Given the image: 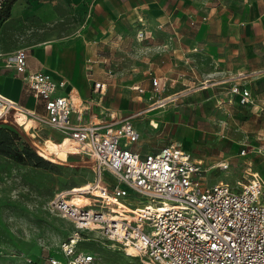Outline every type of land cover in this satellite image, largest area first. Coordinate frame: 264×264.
<instances>
[{"label":"rangeland","instance_id":"1","mask_svg":"<svg viewBox=\"0 0 264 264\" xmlns=\"http://www.w3.org/2000/svg\"><path fill=\"white\" fill-rule=\"evenodd\" d=\"M39 1H13L0 11L1 58L20 49L32 54L46 43L74 45L90 34L98 65L92 78L107 83V90L83 91L85 105L93 99L120 116L135 114L142 150L181 145L192 159L203 161L206 183L236 187L250 167L264 179V0H182L180 12L168 15L165 24L148 15L102 37L91 26L83 28L86 12L78 1ZM190 39L196 44L189 46ZM27 120L25 113L4 114L0 106V127L19 134L49 163L46 169L37 168V161L30 164L19 139L8 155L0 152V264L67 260L62 248L78 230L50 201L96 179L91 159L59 132H29ZM222 163L229 169L222 170ZM85 199L83 205H89ZM92 230L78 231L92 241L77 242V251L95 254L104 264H141L100 228Z\"/></svg>","mask_w":264,"mask_h":264},{"label":"built area","instance_id":"2","mask_svg":"<svg viewBox=\"0 0 264 264\" xmlns=\"http://www.w3.org/2000/svg\"><path fill=\"white\" fill-rule=\"evenodd\" d=\"M13 1L0 0V11ZM95 1L87 2L89 9ZM27 59V51L20 49L3 61L42 102L39 129L69 135L81 156L97 160L96 179L82 191L90 204L74 205L69 202L71 191L62 190L50 201L60 217L78 231L100 228L141 264H264V179L259 172L247 168L236 187L226 181L206 183L203 161L192 159L179 144L144 155L133 151L140 140L135 114L120 116L119 122L108 112L94 118L85 105L76 104L73 90L60 92L66 80L30 70ZM104 87L94 82L95 91ZM2 102L10 104L8 112L15 111L14 101ZM220 167L228 170L229 163ZM158 200L171 201L173 207L161 210ZM115 202L123 203V214L114 210L119 208ZM76 244L72 234L62 248L67 260L50 257L48 264H104L95 254L77 251Z\"/></svg>","mask_w":264,"mask_h":264},{"label":"crops","instance_id":"3","mask_svg":"<svg viewBox=\"0 0 264 264\" xmlns=\"http://www.w3.org/2000/svg\"><path fill=\"white\" fill-rule=\"evenodd\" d=\"M24 1L31 4L40 3L39 0ZM72 1H78L81 6L85 7L86 16L83 28H89V26H91L99 32V37L109 33L113 36L114 31L118 28L134 27L136 26L135 22L137 18L147 17V19H150L148 15L159 17L163 24H165L168 15L180 12L182 4V0H96L92 8L89 9V5L87 4L89 0ZM89 13L90 17H88ZM175 24L177 25V21ZM92 38L90 34H87V39H80L75 42L74 45H67L66 47H61L59 44L54 43L50 45L47 43L43 44L37 47L32 54L28 53V67L35 72L48 73L52 75L56 81L66 80V88L60 92L66 94L68 91L73 90L74 93L76 92L81 97L83 91H88L89 88L92 91V89H94V82H96L93 78L96 75L98 65L97 60H95L97 55ZM187 44L193 46L196 44V41L190 39ZM4 58L5 57H0V98L14 101L16 105L27 109H34V111L43 114L45 111L42 102L38 100L31 91L24 87L20 77L13 69L6 68L5 62L3 61ZM246 76V74L241 75L234 79L233 82L244 80ZM73 87L78 88L73 89ZM106 90L107 83L102 93H105ZM91 100L94 101L93 99L87 100V104H89ZM95 102L102 104V102H98L97 100H95ZM106 108L114 110L109 107ZM147 109L148 108H146V110ZM94 110L96 114L105 112L97 106L94 107ZM116 112L114 113L120 117L119 112ZM62 137L64 138V136ZM138 143L139 142L134 144L131 148L133 151H138L143 155L155 153L161 149L155 150L149 148L148 150H142L138 146Z\"/></svg>","mask_w":264,"mask_h":264},{"label":"bare ground","instance_id":"4","mask_svg":"<svg viewBox=\"0 0 264 264\" xmlns=\"http://www.w3.org/2000/svg\"><path fill=\"white\" fill-rule=\"evenodd\" d=\"M74 95H75L77 105H79L80 103H82V105H85V104H83L81 97L77 96L76 92ZM2 101H8V100L0 98V103H1L0 106H1L2 113L7 114L8 113L7 110H8V107L10 106V104H7L6 102H2ZM95 106L100 107L101 109L104 110V106L102 104L97 103V102L92 101V100L89 102V104H86L83 109L90 111L91 115L95 118L96 117V112L94 110ZM158 106H161V105H158ZM14 107L16 108L15 110H19V111L25 113V115L28 117L27 127H28L29 132H31V131L34 132L35 129L41 128L38 125V122H39L37 119V117L39 116L38 112L34 111V109H27L25 107H22V106H19L16 104ZM108 113H113V115H114L113 117L119 119L118 122L121 121L120 120L121 118L118 117L116 115V113H114V112H108ZM139 115H140V113H139ZM126 119L127 118H125L123 120H126ZM60 134L62 136H64L65 140H67L72 147L76 148L74 141L71 139V137L69 135H67L65 133H60ZM91 162H92L94 171H97V160L92 158ZM88 185H89V183H86V184H83L82 186H77L74 189L70 190L72 194L70 195L71 198L69 197L70 198L69 202L74 204V205H83V203L87 202V200L85 199L86 195L82 194V191L86 190V188H83V187H87ZM94 193H97V191H95ZM116 204L119 205V208H114V210L123 214L124 209H125V206L123 205V203L117 202ZM156 207L160 208L161 210L166 211V210L171 209V207H173V205L171 204V201L158 200ZM128 211H130V210L128 209ZM95 229H99V228L96 227ZM76 232H74L73 235L75 237H77V242L88 243V242L92 241V238L90 236H83V235H89L88 233L81 234V233H76ZM129 251L133 252V249H129Z\"/></svg>","mask_w":264,"mask_h":264},{"label":"trees","instance_id":"5","mask_svg":"<svg viewBox=\"0 0 264 264\" xmlns=\"http://www.w3.org/2000/svg\"><path fill=\"white\" fill-rule=\"evenodd\" d=\"M8 10L6 11V14ZM15 139H19L20 141H22V137H20L19 134L12 133L8 128L0 127V152L4 155H8L12 150L11 144ZM22 144L24 146L23 154L27 157L30 164H33L37 161L35 163L37 168L42 167L46 169V165H49V163L44 161L41 157H38L28 143L22 141Z\"/></svg>","mask_w":264,"mask_h":264}]
</instances>
